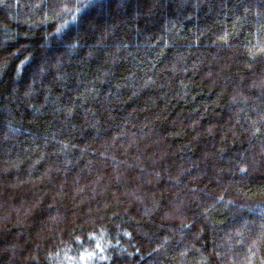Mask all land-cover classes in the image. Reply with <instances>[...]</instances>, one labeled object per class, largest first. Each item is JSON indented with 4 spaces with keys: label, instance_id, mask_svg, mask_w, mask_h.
<instances>
[{
    "label": "trees",
    "instance_id": "obj_1",
    "mask_svg": "<svg viewBox=\"0 0 264 264\" xmlns=\"http://www.w3.org/2000/svg\"><path fill=\"white\" fill-rule=\"evenodd\" d=\"M0 264H264V0H0Z\"/></svg>",
    "mask_w": 264,
    "mask_h": 264
}]
</instances>
